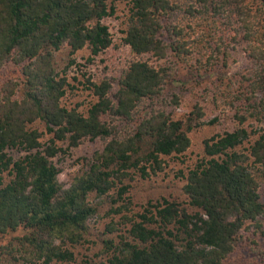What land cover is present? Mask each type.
<instances>
[{"label":"trees","instance_id":"16d2710c","mask_svg":"<svg viewBox=\"0 0 264 264\" xmlns=\"http://www.w3.org/2000/svg\"><path fill=\"white\" fill-rule=\"evenodd\" d=\"M113 12L109 0H0V68L13 63L23 75L21 97L12 83L0 98V238L24 232L16 250L24 264H72L73 248L86 241L96 214L91 195L109 194L132 169L146 176L147 164L155 170L162 156L181 155L191 145L189 133L198 124L153 111L132 136L111 140L69 188L60 183L52 161L58 142L77 147L86 138H110L104 116L130 120L143 101L162 96L169 76L165 68L134 61L114 101L111 83L103 82L86 116L62 106L66 82L57 78L55 54L65 47L71 54L89 47L93 56L108 49L113 39L104 20ZM198 28L204 46L188 47L186 36ZM124 41L136 56L158 59L172 51L186 60L208 46L227 61L241 47L256 67L236 96L244 105L237 118L260 125L207 139V158L183 188L191 211L167 199L150 203L130 220L129 240L115 247L108 263L264 264V0H132ZM37 122L52 135L47 146L32 128ZM126 192L121 186L119 198Z\"/></svg>","mask_w":264,"mask_h":264},{"label":"rangeland","instance_id":"374dc122","mask_svg":"<svg viewBox=\"0 0 264 264\" xmlns=\"http://www.w3.org/2000/svg\"><path fill=\"white\" fill-rule=\"evenodd\" d=\"M109 4L114 7V12L104 20L113 39L108 49L93 56L89 47L75 54H71L69 47H65L55 54L57 78L66 82L62 106L70 110L76 109L86 116L89 109L99 101L95 86L103 82L111 83L112 90L108 97L114 101L119 82L134 61L140 60L156 68H165L169 76L162 96L153 101H143L130 120L110 114L104 116L111 126L110 138H86L77 147L58 142L61 151L52 161L60 171L59 181L62 186L69 188L77 176L96 162L111 140H123L132 136L140 123L153 111H163L173 120L198 125L189 133L191 145L183 154L162 156L160 165L154 166L155 170L147 164L144 168L149 174L146 176L140 169H132L122 184L117 182L116 188L109 194L102 197L91 195L90 200L96 208V214L88 221L86 241L73 248L75 260L72 264H109L108 259L115 247L124 238L129 240L130 220L137 219V215L150 203L156 204L167 199L189 209V199L183 188L189 172L207 158L205 141L214 135L232 132L240 127L252 132L260 125L251 118L240 124L237 118V112L243 113L244 105L236 100V96L242 85H245L243 78L248 77L250 70L256 67L241 47L234 48L227 61L218 57V54H212L208 46L207 49L202 48L200 53L197 50L186 60L180 59L172 51L164 59H158L152 54L136 56L124 41L132 0H109ZM186 41L188 47L204 46L200 28L186 36ZM22 81L21 66L10 63L0 68V98L7 94L5 89L12 83L19 84L16 97L20 98ZM199 111L202 118L197 117ZM32 128L43 133L42 143L49 145L52 135L48 133L45 124L37 122ZM244 146L248 148L250 144L246 143ZM124 185L127 192L119 198V188ZM259 191L264 201L262 181ZM251 231L252 229L249 232ZM23 235V231H18L0 238V264L23 263L20 253L16 252L17 238ZM12 246L15 251L7 254Z\"/></svg>","mask_w":264,"mask_h":264}]
</instances>
